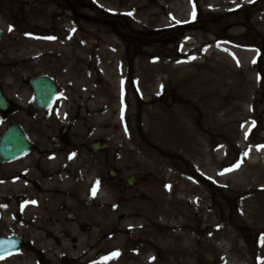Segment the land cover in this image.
<instances>
[{
	"label": "flooded vegetation",
	"instance_id": "flooded-vegetation-1",
	"mask_svg": "<svg viewBox=\"0 0 264 264\" xmlns=\"http://www.w3.org/2000/svg\"><path fill=\"white\" fill-rule=\"evenodd\" d=\"M41 45L44 71L0 66V264H115L147 201L142 134L126 107L112 109L106 74L77 67L72 47ZM38 76L55 89L48 106L35 98ZM127 253L123 264H142L152 250L138 241Z\"/></svg>",
	"mask_w": 264,
	"mask_h": 264
},
{
	"label": "rangeland",
	"instance_id": "rangeland-1",
	"mask_svg": "<svg viewBox=\"0 0 264 264\" xmlns=\"http://www.w3.org/2000/svg\"><path fill=\"white\" fill-rule=\"evenodd\" d=\"M193 1L194 3L196 1L197 3L199 2V0ZM258 3L264 5V0H260ZM252 5L253 3L249 7L236 11L197 9L193 10L195 11V17H193V11L184 13V16H179L173 4L175 13L173 11L166 13L168 18L172 17L169 23L149 26L148 24L136 25L129 15L121 10L117 11L111 6L109 0H0V27L4 29V37L0 43V66L18 69L15 72L18 76L27 71L33 73L44 71L45 69L37 66V64L46 48L41 45L40 41H36L38 42L36 43L24 40L21 37L29 30L51 32L58 37L60 30L74 28V35H77L76 38L78 37L74 39V59L80 60V62L77 60L76 64L78 65L77 67L81 68H86L90 59L101 61V59L106 57L108 60L106 63L111 64L114 67L113 71L116 72L115 64L109 61V44L107 42L103 43L106 40L104 38L110 32L117 34L120 37V43H123V50L126 48L127 58L124 59L126 61L125 65L118 63V72L112 73L113 71H110L111 74H118L120 77L124 76L128 81L129 86L125 90V98L119 97L120 100H118L117 92L115 91L117 89L111 87L114 90H111L108 100L111 106L115 107L123 103L127 109V117H132L133 120L136 118V128L141 132L142 137L140 138L141 140L139 139L136 142L135 148L138 147L137 145L142 147L143 156L141 155L142 160L138 164L143 176L141 193H143V199L146 198L147 201L144 200L141 203V216L136 215L139 220L136 221L133 230H137V235L133 237L131 242L126 243L123 249V257L118 258L114 262L115 264H123L122 260L125 258L130 259L127 250L133 244L140 240L142 241V238H146L140 236L142 230L150 237V233H147L142 224L143 220L147 219V216L157 225L162 220L161 216H164L165 213L171 216L174 205H169L164 198L166 196L170 198L171 190L174 188V193H176L179 182L185 177L191 183L203 186L200 193L207 202L204 211L206 214L210 215V212L214 210L213 203L217 199L218 205L217 203L214 205L217 208V212H215L213 217L224 222L232 221L230 226L234 231H237L238 235H240L241 243L246 246L249 263L264 264V243H262L264 226L261 227L257 223L250 225L243 222L239 217V220H237L236 216L240 210L239 201L227 195L223 190V186H218L224 184L214 182L209 178L206 179L207 181L199 179V171L205 174L206 168L197 170L190 155L181 152L179 147L170 145L171 141L169 139L171 137L167 127L169 124L164 119H170L174 113L177 99L182 93L180 88L172 85L173 81H169L166 87L157 90L151 89L149 80L140 81L138 76L140 67H137L133 60L134 55L140 52L143 47L154 48L157 53H167L168 57L171 58L173 53L181 51L183 46L189 48V42L196 41L199 38V34H206L213 39L218 38L219 49L226 51L223 48L225 42H228L226 34L236 28L234 30L239 31L237 40L239 39L245 45V50L250 49L248 51H251L253 60H255V63L252 62L254 65L251 67V73L255 75V79L247 78L242 90L246 97L244 104L252 120L251 144L256 147L262 146L264 145V30L253 22L255 14H252ZM35 6H38L39 9L40 7L43 8V11L36 13L37 11L33 10ZM47 6L53 10L60 11V13L48 14ZM44 8L46 9L45 11ZM235 20H239L240 24L231 25L230 22ZM177 21H180V23H177ZM10 27H14V29L8 32ZM195 34H197V38ZM8 42L21 45L15 49L7 46ZM85 45L87 47H83ZM10 51H14V54ZM196 55H200V52ZM21 58H25L30 62L26 64L25 68L19 66ZM106 59L105 61H107ZM161 59L156 58L154 61L159 62ZM196 59L197 57L189 55L181 61L193 62ZM164 61L173 60L166 58ZM114 62L116 61L114 60ZM2 67H0V71H3L4 68ZM246 74L251 77L250 73ZM111 81L113 85L114 81ZM62 86L65 87V84L63 83ZM106 103L107 101L104 98V104ZM192 112L195 128L197 127L199 131L203 132L204 128H206V124L203 123L204 113L200 114L199 118L197 110L194 109ZM159 118L163 121L158 122ZM232 134L233 130H230L229 135ZM209 138L208 136V139L204 141L205 144L200 146L202 151L196 155L198 159L206 161L203 153L207 151L206 154H211L219 148L218 144L209 142ZM223 144L225 148V164L228 167L236 163L240 164L243 158L246 157L243 153H249L247 149L237 147L231 140H226ZM143 147L148 148L149 151L143 150ZM155 150L156 152H154ZM171 150L174 152L173 154H171ZM137 154L140 156L139 152ZM166 169L170 172L168 180H164ZM158 183L159 186L162 184L163 188H169V191L167 190L164 193L166 196H160V201H156L153 204L148 203L152 191L157 193ZM196 197L195 195L190 199V204H185L188 220L191 219L189 210L192 209L193 199ZM169 207H171V210ZM166 234L168 238L165 237V234H161V236L155 235L154 239H156L158 255L162 253L160 248L167 246L171 242V234ZM160 239L163 240V244L165 242L166 244L163 246L161 242L158 244ZM159 260L157 257L155 260L156 264H158ZM125 261L128 264H135L137 258ZM147 264H150V262Z\"/></svg>",
	"mask_w": 264,
	"mask_h": 264
},
{
	"label": "bare ground",
	"instance_id": "bare-ground-1",
	"mask_svg": "<svg viewBox=\"0 0 264 264\" xmlns=\"http://www.w3.org/2000/svg\"><path fill=\"white\" fill-rule=\"evenodd\" d=\"M258 2L257 0H199L198 3L197 1L194 3L193 0H109L111 6L129 15L136 25L148 24L149 26L169 23L172 17L168 18L166 13L169 11L175 13L173 4L178 11L177 14L184 16V13L197 9L236 11L249 7L253 3L251 10L252 14H255L253 22L264 30V5ZM38 9V6L33 7L36 13L43 11L41 7ZM47 11L48 14L60 13L49 6ZM235 21H231L230 24H240L239 20ZM234 29L236 28L226 34L228 42H225L223 46L226 51L219 49L218 38L213 39L206 34H199L197 38L195 34L196 41L189 42V48L183 46L182 50L173 53L171 58L167 53L161 54L154 48L143 47L134 55L133 60L135 65L140 67L138 75L140 81L149 80L151 89L166 87L169 81H173L172 85L178 86L182 92L177 99L174 113L170 119H164L170 125H167L171 137L170 145L179 147L181 152L190 155L197 170L206 168L205 174L199 171V179L207 181L206 179L209 178L224 184L218 186H223L227 195L239 201L240 210L236 216L237 220L239 217L245 223L250 225L257 223L262 227L264 226V148L251 144L252 120L245 107L246 97L242 90L247 78L255 79V75L251 73V67L254 65L252 64L253 55L251 51H248L250 49L245 50V45L239 39L237 40L239 31ZM76 36L74 30L62 29L59 31L56 42L64 45L63 47L74 48V39L78 38ZM119 38L117 34L110 32L103 41L109 44V61L115 64L116 72L113 71L114 67L111 64L106 63L108 62L106 57L100 62L90 59L87 63L99 68L101 73L106 74L109 80H113V83L117 85H120V78L125 79V77L111 74L110 71L117 73L118 63L125 65L124 59L127 58L126 48L123 50V43H120ZM6 45L17 49L21 44L8 42ZM10 52L14 54V51ZM199 52L200 55H196ZM189 55L197 59L193 62L181 61ZM156 58L162 59L155 62ZM166 58L173 61L166 62L164 61ZM97 63L100 65L96 66ZM246 73H250L251 77ZM125 88L127 89L126 82ZM115 91L118 93V90ZM194 109L199 113V118L200 114L204 113L203 123L206 124V128L203 132L195 128L192 119ZM161 121L163 120L159 118L158 122ZM228 129L233 130L232 135H229ZM208 136L209 142L218 144L219 148L211 154H206L207 151L203 153L206 159L204 161L198 159L196 155L201 153L200 146L205 144L204 141L208 139ZM226 140H231L237 147L249 151L239 167L228 172L224 171L229 168L225 164L223 143ZM164 144L167 146L166 143ZM173 153L171 150V154ZM169 178L170 172L166 169L164 180ZM202 188L200 184L191 183L185 177L179 182L176 193H174L175 188L171 190L169 198L164 195L167 188H163L162 184L159 186L158 183V197L152 193L150 202L155 203L160 201V196H166L164 199L168 204L174 205L173 211L171 216L168 213L161 216L162 220L158 225L153 220L144 221L143 226L147 233H150V237L143 231V237L146 238H142V244L154 251L155 235L165 234L167 237L166 233L171 234V242L163 248L159 247L162 253L157 255L160 259L158 264H250L246 246L241 243L237 231L230 226L232 221L224 222L213 217L217 212L214 206L217 199L214 200V210L210 212L211 214L204 212L207 202L200 193ZM195 195L197 197L193 199L192 209L189 210L191 219L188 220L185 204H190V199ZM169 208L171 210V207ZM159 242L162 246L166 244V242L163 244L162 239L158 241V244ZM150 262L153 263L154 260L151 259Z\"/></svg>",
	"mask_w": 264,
	"mask_h": 264
},
{
	"label": "water",
	"instance_id": "water-1",
	"mask_svg": "<svg viewBox=\"0 0 264 264\" xmlns=\"http://www.w3.org/2000/svg\"><path fill=\"white\" fill-rule=\"evenodd\" d=\"M1 35V32H0ZM46 80V77L39 76L36 79L33 80L34 89L36 90L35 98L39 102L40 105L48 106L49 102L53 98L55 89H51V92H46L45 89L42 87L43 82Z\"/></svg>",
	"mask_w": 264,
	"mask_h": 264
},
{
	"label": "snow or ice",
	"instance_id": "snow-or-ice-1",
	"mask_svg": "<svg viewBox=\"0 0 264 264\" xmlns=\"http://www.w3.org/2000/svg\"><path fill=\"white\" fill-rule=\"evenodd\" d=\"M192 15H193V17H195V11H193ZM177 23H180V21H177ZM9 30L11 31V27L9 28ZM46 39H55V37H46ZM257 52H258V50H257ZM258 54H259V52H258ZM253 63H255V60H253ZM246 138H247V134H246ZM258 148H264V145L258 146ZM243 155L244 156H247L248 153L245 152V153H243ZM237 167H239V163H236V164L231 165L229 168L224 169V171L225 172L231 171V170H233V169H235ZM220 174H223V173H220ZM98 184H99V181H96V185L93 187V194H95V192L97 190V187L96 186H98ZM262 243H264V237H262ZM116 255H118V253H112L110 257H105L104 259L107 260L109 258H114ZM0 258H3V256H0Z\"/></svg>",
	"mask_w": 264,
	"mask_h": 264
}]
</instances>
